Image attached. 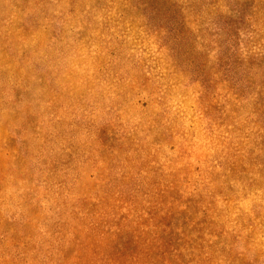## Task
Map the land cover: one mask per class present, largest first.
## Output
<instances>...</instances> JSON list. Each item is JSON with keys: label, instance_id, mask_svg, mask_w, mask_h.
Wrapping results in <instances>:
<instances>
[{"label": "rangeland", "instance_id": "rangeland-1", "mask_svg": "<svg viewBox=\"0 0 264 264\" xmlns=\"http://www.w3.org/2000/svg\"><path fill=\"white\" fill-rule=\"evenodd\" d=\"M0 264H264V0H0Z\"/></svg>", "mask_w": 264, "mask_h": 264}]
</instances>
